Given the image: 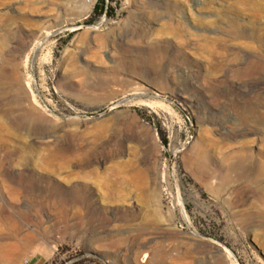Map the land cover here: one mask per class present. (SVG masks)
Returning <instances> with one entry per match:
<instances>
[{
  "label": "rangeland",
  "instance_id": "1",
  "mask_svg": "<svg viewBox=\"0 0 264 264\" xmlns=\"http://www.w3.org/2000/svg\"><path fill=\"white\" fill-rule=\"evenodd\" d=\"M98 2L0 0V264H264V0Z\"/></svg>",
  "mask_w": 264,
  "mask_h": 264
},
{
  "label": "bare ground",
  "instance_id": "2",
  "mask_svg": "<svg viewBox=\"0 0 264 264\" xmlns=\"http://www.w3.org/2000/svg\"><path fill=\"white\" fill-rule=\"evenodd\" d=\"M202 156V155H201ZM204 157H206V156H204ZM201 158V157H200ZM203 158V157H202ZM200 160V159H199ZM202 162H204V161H202ZM264 162V161H263ZM255 165V164H254ZM259 167H258V172H257V175L255 176V174H256V171L255 170H251L250 171V175H252V176H255V177H257V178H259V177H264V163H261L260 165H258ZM238 167V165H235L232 169H236ZM241 167V166H240ZM247 171V170H246ZM251 177V176H250ZM258 199V198H257ZM259 200L260 201H262L263 200V197H261V198H259ZM18 258V257H17Z\"/></svg>",
  "mask_w": 264,
  "mask_h": 264
},
{
  "label": "trees",
  "instance_id": "3",
  "mask_svg": "<svg viewBox=\"0 0 264 264\" xmlns=\"http://www.w3.org/2000/svg\"><path fill=\"white\" fill-rule=\"evenodd\" d=\"M95 11L96 13H108V6L106 3V0H99V2L97 3L96 7H95Z\"/></svg>",
  "mask_w": 264,
  "mask_h": 264
}]
</instances>
